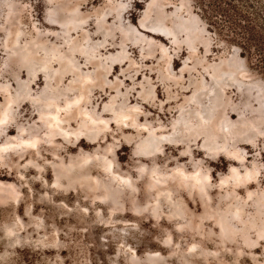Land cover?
<instances>
[{"label":"rangeland","instance_id":"obj_1","mask_svg":"<svg viewBox=\"0 0 264 264\" xmlns=\"http://www.w3.org/2000/svg\"><path fill=\"white\" fill-rule=\"evenodd\" d=\"M196 1L0 0V264H264V75Z\"/></svg>","mask_w":264,"mask_h":264},{"label":"trees","instance_id":"obj_2","mask_svg":"<svg viewBox=\"0 0 264 264\" xmlns=\"http://www.w3.org/2000/svg\"><path fill=\"white\" fill-rule=\"evenodd\" d=\"M262 0H197L209 27L238 46L243 58L264 75V2Z\"/></svg>","mask_w":264,"mask_h":264},{"label":"snow or ice","instance_id":"obj_3","mask_svg":"<svg viewBox=\"0 0 264 264\" xmlns=\"http://www.w3.org/2000/svg\"><path fill=\"white\" fill-rule=\"evenodd\" d=\"M76 104H79L80 101L77 100L75 101ZM68 109H71L72 108V105L69 104L68 106ZM104 111L105 112H108L109 111V108L107 105L104 106ZM113 116L115 117V113H113ZM89 119H91V117H89ZM125 119H128V117H125ZM7 121L6 120H0V124H3V123H6ZM96 121H93V123H95ZM117 122H119V120H117ZM57 123H59V121H57ZM99 123L101 124H106L107 122L106 121H99ZM32 147H35V144H32L31 145ZM262 151H264V149H262ZM232 173L236 174L237 173V170L235 168L231 169ZM181 175H183V173H180ZM245 176L248 180H253L255 179L257 176L260 177V180L261 182H264V174H261L260 172H255V171H248L245 173ZM201 173L197 172L195 173V176L193 177V179L196 180V182L198 184L200 183H204V184H208L214 177H215V173L212 174V176H208V175H204L203 178L201 179ZM236 180H239L240 177L238 175H236L234 177ZM185 179H188V177H185ZM220 184L221 186L224 184V181L221 180L220 181ZM259 241H260V247L261 248H264V234H261L259 237H258ZM259 250V249H258ZM262 257H264V253H262Z\"/></svg>","mask_w":264,"mask_h":264}]
</instances>
